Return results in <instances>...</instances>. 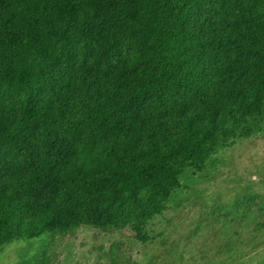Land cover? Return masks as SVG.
Listing matches in <instances>:
<instances>
[{"label": "trees", "instance_id": "1", "mask_svg": "<svg viewBox=\"0 0 264 264\" xmlns=\"http://www.w3.org/2000/svg\"><path fill=\"white\" fill-rule=\"evenodd\" d=\"M260 117L264 0H0V247L103 222L145 244Z\"/></svg>", "mask_w": 264, "mask_h": 264}, {"label": "rangeland", "instance_id": "2", "mask_svg": "<svg viewBox=\"0 0 264 264\" xmlns=\"http://www.w3.org/2000/svg\"><path fill=\"white\" fill-rule=\"evenodd\" d=\"M119 65L111 50L103 70ZM249 129L201 169L185 172L184 188L147 224V243L130 228L104 222L64 227L0 247V264H264V117L251 120ZM72 147L63 141L61 151ZM52 193L43 188V199Z\"/></svg>", "mask_w": 264, "mask_h": 264}]
</instances>
